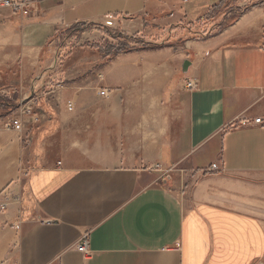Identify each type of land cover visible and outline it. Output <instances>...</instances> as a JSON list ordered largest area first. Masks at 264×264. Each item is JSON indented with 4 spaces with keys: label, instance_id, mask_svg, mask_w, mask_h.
I'll list each match as a JSON object with an SVG mask.
<instances>
[{
    "label": "crops",
    "instance_id": "crops-1",
    "mask_svg": "<svg viewBox=\"0 0 264 264\" xmlns=\"http://www.w3.org/2000/svg\"><path fill=\"white\" fill-rule=\"evenodd\" d=\"M29 1L0 10V264H264V0Z\"/></svg>",
    "mask_w": 264,
    "mask_h": 264
},
{
    "label": "built area",
    "instance_id": "built-area-1",
    "mask_svg": "<svg viewBox=\"0 0 264 264\" xmlns=\"http://www.w3.org/2000/svg\"><path fill=\"white\" fill-rule=\"evenodd\" d=\"M184 3H188L189 0H183ZM0 10H10L14 15H22V16H27L31 12V3L29 0H0ZM116 23V17L113 15H107L105 17V26L107 28H112L114 27ZM186 88L188 90H196L198 88L197 81L195 79H187L186 80ZM111 92L109 90H102L100 92V95L102 97H109ZM68 108L69 110H72L73 105L71 102L68 103ZM22 113L31 115L32 114V109L31 108H22L21 109ZM256 124L262 123V119H256L255 120ZM242 126H247L248 123L246 121L241 122ZM6 128L7 129H13L17 132H22L23 130V125L21 123V120L19 118L16 119H11L6 123ZM159 169V166H157ZM218 169L217 165H212L211 170L216 171ZM17 228H19L17 226ZM88 249L87 242H84L79 246V250L81 252L86 253Z\"/></svg>",
    "mask_w": 264,
    "mask_h": 264
},
{
    "label": "trees",
    "instance_id": "trees-1",
    "mask_svg": "<svg viewBox=\"0 0 264 264\" xmlns=\"http://www.w3.org/2000/svg\"><path fill=\"white\" fill-rule=\"evenodd\" d=\"M106 51L113 54V53H121L125 52L129 49L128 45H126L123 42H119L118 46L113 49L112 46H106ZM17 107L14 105H11L9 101H4L0 99V118L4 116H9L11 113H13L14 110H16Z\"/></svg>",
    "mask_w": 264,
    "mask_h": 264
},
{
    "label": "rangeland",
    "instance_id": "rangeland-1",
    "mask_svg": "<svg viewBox=\"0 0 264 264\" xmlns=\"http://www.w3.org/2000/svg\"><path fill=\"white\" fill-rule=\"evenodd\" d=\"M104 34H106V35H108V36H111V37L113 36V35H110V34L106 33L105 31H104Z\"/></svg>",
    "mask_w": 264,
    "mask_h": 264
}]
</instances>
